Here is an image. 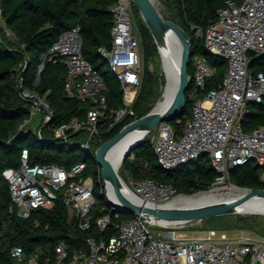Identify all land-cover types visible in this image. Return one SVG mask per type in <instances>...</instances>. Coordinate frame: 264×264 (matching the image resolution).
Returning <instances> with one entry per match:
<instances>
[{
	"label": "built area",
	"instance_id": "1",
	"mask_svg": "<svg viewBox=\"0 0 264 264\" xmlns=\"http://www.w3.org/2000/svg\"><path fill=\"white\" fill-rule=\"evenodd\" d=\"M134 9L133 0H115L109 8L113 16L110 44L97 50L119 82L123 101L118 108L108 107L106 83L82 56L78 25L62 33L48 51L66 67V95L90 102L85 118H73L52 128L51 132L56 138L67 140L70 133L84 131L86 138L80 142V148L85 152L91 153L93 140L100 134L101 120H109L112 127L135 116L133 105L143 85L144 51ZM215 20L205 28L195 25L194 33L204 41L209 53L224 60L227 71L217 87L197 97V91L205 88L216 68L206 58L194 56V87L189 95L192 105L182 133L178 134L168 121H163L147 135L157 163L168 172L178 170L199 155H206L216 171L209 190L222 192V188L231 184L230 170L249 162L262 168L259 178L264 184V125L247 132L241 124L248 105L264 98V72H252L249 68L253 54L264 55V0H225ZM0 24L4 25L1 17ZM43 65L42 62L38 66L37 79ZM18 88L19 96L31 103L28 117L20 127L29 126L37 109L42 114V125H47L53 111L46 97L21 89L20 81ZM42 132L37 131L41 140ZM86 167L85 162H78L69 170L54 164H30L28 149H23L20 166L6 168L2 175L19 217L27 218L32 209L50 208L56 199H61L79 228L87 230L92 225L96 183L91 175H84ZM128 179L131 194L146 203L166 204L184 196L172 186L149 178L133 180L128 176ZM96 181L102 192L100 176ZM111 210L119 218L114 206ZM110 220V215L105 214L95 222L103 231L109 227ZM155 225L161 224L134 215L118 222L114 227L116 233L109 238H87V250L70 252L65 245H56L49 264H264V238H248L242 231L236 238H227L222 234L217 236L214 230L180 238L175 233L153 234L150 226ZM11 256L21 261L22 247L12 248Z\"/></svg>",
	"mask_w": 264,
	"mask_h": 264
},
{
	"label": "trees",
	"instance_id": "2",
	"mask_svg": "<svg viewBox=\"0 0 264 264\" xmlns=\"http://www.w3.org/2000/svg\"><path fill=\"white\" fill-rule=\"evenodd\" d=\"M159 1L165 3L163 0ZM171 1L175 17L162 16L180 25L191 42L190 63L187 67L191 87L185 93V109L168 121L174 130L181 134L192 105L189 95L194 87L193 57H204L216 68L215 73L207 79L205 88L197 91V97H203L210 89L217 87L227 71L224 60L209 53L204 41L194 33L195 25L205 28L216 21L217 11L224 6L225 0ZM114 2L115 0H0V17L4 21V25L0 24V264H27L32 257H35L38 264H49L54 258L56 245L63 244L70 252L87 250V238H109L116 233L114 227L118 222L134 217L132 213L117 211L119 218L115 217L111 210L112 205L107 202L100 184L96 181L99 178V167L91 153L94 154L99 141L110 139L126 124L146 115L156 95V76L149 64L157 55V45L140 18L136 6L134 14L138 32L141 34L144 65L143 85L133 105L135 116L112 127H109V120H101L98 125L100 134L92 145L91 153L80 148V142L86 136L82 130L70 133L67 140L46 138L43 135L41 140L37 132L28 126L20 127L28 117L31 103L19 96V81L21 89L35 91L45 96L49 102L53 114L50 122L43 128H47L50 134L52 128L73 118L86 117L90 102L66 95V67L59 61V57L48 54L59 36L77 25L80 27L82 38V56L94 66L106 83L105 96L108 107L118 108L122 105L119 82L108 70L106 61L97 53L98 47L110 44L113 16L109 8ZM42 62L44 65L37 81V69ZM249 68L252 72H264V58L253 54ZM241 124L247 132L264 125V98L248 105ZM23 149H28L30 164H54L69 170L76 163L85 162L87 167L84 175H91L96 183V204L92 210V225L89 229L79 228L76 218L69 214L61 199H56L50 208L32 209L27 218L17 215L7 180L2 173L6 168L20 166ZM253 164L255 166L252 167ZM121 167L133 180L149 178L172 186L178 194L207 191L216 177V171L206 155H199L174 172L164 170L157 163L149 135L131 149ZM258 168L254 162L232 168L229 172L230 183L238 187L264 188ZM105 214L110 215V225L101 231L95 220ZM235 216L241 223L251 217ZM16 246L22 247L21 261L11 256V250Z\"/></svg>",
	"mask_w": 264,
	"mask_h": 264
},
{
	"label": "water",
	"instance_id": "3",
	"mask_svg": "<svg viewBox=\"0 0 264 264\" xmlns=\"http://www.w3.org/2000/svg\"><path fill=\"white\" fill-rule=\"evenodd\" d=\"M136 9L144 22L147 29L150 31L156 45L165 43L169 34L173 35L174 41L178 46V68H177V87L172 95L171 103L166 110L162 112H153L152 110L141 118L135 119L106 141H99V146L94 152V160L99 167V176L101 180L102 194L107 202L115 207L117 212L132 213L140 216L150 223H181L193 220L210 219L212 217H221L229 215H247L250 213L243 212L241 206L251 200H264V188H246L235 186L244 192L236 199L227 201H218L208 204H202L191 207L177 208L167 206L166 204H153L149 205L144 201L136 199L130 195L127 189V184L123 181L114 167L108 160V152L112 147L129 135L131 132L138 130L143 135L131 141L124 151L120 161V165L128 156L131 149L141 141L144 136L154 130V128L163 121H169L179 115L186 105L185 93L190 86V77L187 73V67L190 63V39L187 37L184 30L173 21L166 19L162 16L160 11L155 6L153 0H133ZM264 58L263 56H260ZM38 81V79H37ZM204 155V154H203ZM107 184L111 185L117 197L113 201L107 197ZM192 194H183L190 196ZM254 214V213H251Z\"/></svg>",
	"mask_w": 264,
	"mask_h": 264
},
{
	"label": "rangeland",
	"instance_id": "4",
	"mask_svg": "<svg viewBox=\"0 0 264 264\" xmlns=\"http://www.w3.org/2000/svg\"><path fill=\"white\" fill-rule=\"evenodd\" d=\"M155 6L160 11L162 15L166 17L174 18V9L169 8L165 3L159 0H153ZM140 16V15H139ZM141 18V17H140ZM135 20V14H134ZM172 21V20H171ZM175 23V22H174ZM177 24V23H176ZM135 25L136 20H135ZM178 25V24H177ZM181 27L180 25H178ZM182 28V27H181ZM138 29V28H137ZM157 55L153 59V61L149 64V68L154 71L156 76V95L149 107V113L153 108L164 99V93L170 78V71L168 61L165 56V51L163 50L161 44L157 46ZM36 115L34 116L32 122L29 124L28 128L32 131L37 132L39 129L43 128L41 123V111L37 109ZM42 135L46 138L55 137L53 134H50L47 128H43ZM145 137V136H144ZM86 138V136H85ZM95 140H93L94 143ZM127 147V146H126ZM125 147V149H126ZM124 149V151H126ZM124 151H122L118 157L113 158L111 154L109 155V159L113 165H120L121 158L123 156ZM255 166L254 164L252 167ZM118 168V173L125 182V184L129 185L128 175L122 170L121 165ZM262 168H258V172H261ZM225 191V190H223ZM233 197L232 195H224V199H228ZM251 217H248L243 223L238 221L235 215L229 216H221V217H212L203 220H193L181 223H165L161 225L150 226L151 232L153 234H163V233H175L176 236H180V238H191L201 235L205 230H214L216 235H225L227 238H236L239 235V232H243L245 237L252 238L255 240H261L264 238V214L256 213V214H247ZM27 264H38L36 262L35 257H32L28 260Z\"/></svg>",
	"mask_w": 264,
	"mask_h": 264
},
{
	"label": "bare ground",
	"instance_id": "5",
	"mask_svg": "<svg viewBox=\"0 0 264 264\" xmlns=\"http://www.w3.org/2000/svg\"><path fill=\"white\" fill-rule=\"evenodd\" d=\"M160 46V45H159ZM163 50L165 51V56L168 61L169 65V71H170V78L168 85L166 87L165 93H164V99L159 102L154 108L153 112H162L167 109L169 104L171 103L172 95L176 89L177 85V68H178V46L176 45L173 35L169 34L166 38L165 43L161 44ZM141 135H143L140 131L135 130L131 132L129 135H127L125 138H123L121 141H119L117 144H115L111 151L108 152L107 158L109 162L111 163L109 159V155L111 154V157L116 158L119 156V154L124 151L125 147L134 139L139 138ZM112 164V163H111ZM113 165V164H112ZM114 167L120 168L119 164L113 165ZM128 191L129 188L127 187ZM222 192H220L218 189L208 190L199 192L190 196H179L177 199H173L169 201V203H166L167 206H173L177 208H184V207H191V206H197L202 204H208L212 202H218V201H227V200H233L238 198L244 190H241L235 186L228 185L226 188H222ZM232 195L233 197L224 199V195ZM131 195V192H130ZM133 196V195H131ZM107 197L110 200H117V197L113 191V188L111 185L107 184ZM149 205H153L151 203H147ZM241 210L246 213H261L264 214V200H251L241 206Z\"/></svg>",
	"mask_w": 264,
	"mask_h": 264
},
{
	"label": "crops",
	"instance_id": "6",
	"mask_svg": "<svg viewBox=\"0 0 264 264\" xmlns=\"http://www.w3.org/2000/svg\"><path fill=\"white\" fill-rule=\"evenodd\" d=\"M165 1L166 5L169 7V8H172L173 9V3L171 0H163Z\"/></svg>",
	"mask_w": 264,
	"mask_h": 264
}]
</instances>
